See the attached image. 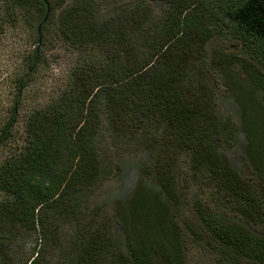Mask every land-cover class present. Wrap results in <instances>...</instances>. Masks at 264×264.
I'll list each match as a JSON object with an SVG mask.
<instances>
[{
	"label": "trees",
	"instance_id": "16d2710c",
	"mask_svg": "<svg viewBox=\"0 0 264 264\" xmlns=\"http://www.w3.org/2000/svg\"><path fill=\"white\" fill-rule=\"evenodd\" d=\"M157 2L168 5L162 17L154 16ZM0 3V26L23 25L31 40L16 51L6 78L13 100L0 117V155L17 144L24 90L42 63L51 19L58 17L59 36L69 44L107 52L72 67L70 89L55 106L29 112L26 142L0 163L7 196L0 204V264H52L40 243L50 217L74 226L57 264H185L193 244L213 256L212 264H242V258L264 264V119L244 117L254 175L247 179L216 145L235 130L218 115L208 83L209 36L186 14L195 0H132L105 14L94 0ZM224 3L226 24L245 48L241 64L264 81V0ZM108 135L121 145L139 139L152 157L144 168L153 185L141 179L122 204L116 221L122 238L111 219L97 221L91 209ZM183 155L210 200L195 195L183 207L175 179ZM38 231L40 241L20 249L19 236ZM49 236L57 249L58 229Z\"/></svg>",
	"mask_w": 264,
	"mask_h": 264
},
{
	"label": "rangeland",
	"instance_id": "374dc122",
	"mask_svg": "<svg viewBox=\"0 0 264 264\" xmlns=\"http://www.w3.org/2000/svg\"><path fill=\"white\" fill-rule=\"evenodd\" d=\"M102 5L101 13L112 11L116 6H122L132 0H94ZM194 8L187 12L190 18L197 21L201 31L207 37V53L212 57L208 62L210 71L208 73V83L215 90L216 109L222 120H229L234 126V135L228 134L225 138L217 141V148L225 155L231 164L240 172L244 178H251L252 164L248 157V133L246 132L245 115H254L259 122L264 119V81L250 75L241 64L245 56V48L236 41L235 35L227 26L224 12L220 5L225 4V0H195ZM1 4V3H0ZM104 4V5H103ZM154 16L162 17L163 11H169L168 5L155 3ZM68 6V5H67ZM63 9V8H62ZM1 13V11H0ZM107 16V15H106ZM50 28L46 32L47 37L43 46L42 63L33 75L29 85L24 90V100L20 108L18 122L14 129L16 145H9L3 148L0 155V163L11 155L15 149L20 148L26 142V118L34 107H53L58 104L61 96L70 89L72 83L69 77L72 67L78 61L97 60L106 55V50L101 46L94 49H78L59 36L58 17L50 20ZM29 28H27L28 30ZM2 35L0 36V117L5 114L13 98L8 94L12 84L6 80L8 73L13 70V62L16 60L18 48H24L26 43H30L28 33H25L23 25L12 27L8 24L0 26ZM23 33L21 34V32ZM35 35V31L33 32ZM16 35L18 37H16ZM44 35V34H43ZM18 38V39H15ZM19 45V46H18ZM216 53H221L219 59L214 58ZM218 55V54H217ZM217 59V60H216ZM240 59V61H238ZM213 62H215L213 64ZM217 63V64H216ZM195 71V69H194ZM71 81V82H70ZM258 110V112H257ZM260 127L264 124L259 123ZM139 138V137H138ZM116 139L107 136L102 164V176L96 190L91 192V209L95 208V219L106 221L111 219L114 222L115 234L122 238V229L117 226L116 221L121 219L122 204H128L136 190L140 180L148 181L153 185L152 175L148 173L147 165L152 157L149 150L144 148L141 140L138 142L122 145ZM178 164L175 179L180 196H184L183 204L187 207L188 199L198 195L203 199L210 200L209 190L199 187V181L192 175L189 161L183 155ZM148 189H154L148 187ZM7 198L0 189V204ZM215 210V209H214ZM223 214V209L218 210V214ZM45 237L43 234L44 247L42 253L52 264H57L60 259L61 249L69 245V240L74 232L72 220L66 218L48 220ZM51 227V229H50ZM58 229L60 235L59 247L53 249L50 245L49 234L51 230ZM49 231V232H48ZM41 235L38 231L32 238L26 234L18 238V246L28 251L30 247L39 242L37 239ZM46 239V240H45ZM187 260L185 264H212L214 258L209 253L202 251L196 244L189 246L187 250ZM242 264H256L242 258Z\"/></svg>",
	"mask_w": 264,
	"mask_h": 264
}]
</instances>
